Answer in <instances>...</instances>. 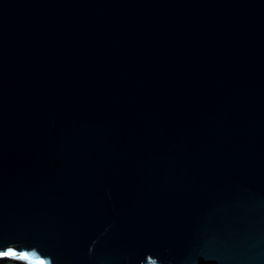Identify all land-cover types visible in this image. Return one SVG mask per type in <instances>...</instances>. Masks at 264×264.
<instances>
[{
    "label": "water",
    "instance_id": "water-1",
    "mask_svg": "<svg viewBox=\"0 0 264 264\" xmlns=\"http://www.w3.org/2000/svg\"><path fill=\"white\" fill-rule=\"evenodd\" d=\"M7 251L264 264V0H0Z\"/></svg>",
    "mask_w": 264,
    "mask_h": 264
},
{
    "label": "snow or ice",
    "instance_id": "snow-or-ice-1",
    "mask_svg": "<svg viewBox=\"0 0 264 264\" xmlns=\"http://www.w3.org/2000/svg\"><path fill=\"white\" fill-rule=\"evenodd\" d=\"M9 257V258H17V253L14 251L0 252V258ZM19 259H29L27 255L19 256Z\"/></svg>",
    "mask_w": 264,
    "mask_h": 264
},
{
    "label": "clouds",
    "instance_id": "clouds-1",
    "mask_svg": "<svg viewBox=\"0 0 264 264\" xmlns=\"http://www.w3.org/2000/svg\"><path fill=\"white\" fill-rule=\"evenodd\" d=\"M8 263H11V262H8ZM0 264H2V263H0ZM12 264H25V263H12Z\"/></svg>",
    "mask_w": 264,
    "mask_h": 264
},
{
    "label": "built area",
    "instance_id": "built-area-1",
    "mask_svg": "<svg viewBox=\"0 0 264 264\" xmlns=\"http://www.w3.org/2000/svg\"><path fill=\"white\" fill-rule=\"evenodd\" d=\"M2 264H12V263H2Z\"/></svg>",
    "mask_w": 264,
    "mask_h": 264
}]
</instances>
